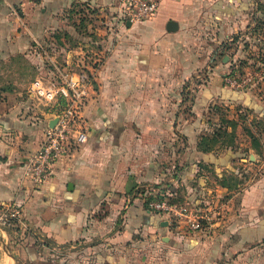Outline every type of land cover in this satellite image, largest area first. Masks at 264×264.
Listing matches in <instances>:
<instances>
[{
	"label": "crops",
	"instance_id": "crops-1",
	"mask_svg": "<svg viewBox=\"0 0 264 264\" xmlns=\"http://www.w3.org/2000/svg\"><path fill=\"white\" fill-rule=\"evenodd\" d=\"M114 1L0 0V63L39 61L34 47L50 44L45 38L49 31L66 27L63 13L74 3L101 6ZM243 2L164 0L154 19L123 23L132 38L123 42L130 70L108 73L122 76V81L110 82L100 95L89 90L87 142L57 162L41 184L33 182L25 164L59 109L29 92L22 97L20 89L0 90L8 96L0 100V207L19 205L22 211V221L0 233V264H221L212 255L220 258L228 251L264 246V175L248 183L250 190L240 201L220 202L229 194L225 170L231 171L236 160L243 163L246 154L199 150V134L208 129L199 117L191 120L180 113L179 71L172 66L183 58L180 47L189 22L201 19L202 26L212 30L239 16ZM170 20L179 23L177 32L167 31ZM214 95L206 92L201 104L207 105ZM254 96L240 93L233 100L264 117V106ZM182 139L190 145L181 148ZM249 159L264 168L261 153L251 149ZM168 162L181 166L179 178L170 173ZM213 176L218 177L214 189L209 185ZM180 180L187 192L216 191L220 196L215 204L222 215L208 234L181 230L169 217L142 205L147 189L168 187V181L174 192ZM226 210L231 213L224 214ZM163 221L169 225L161 226ZM196 252L202 257L194 256Z\"/></svg>",
	"mask_w": 264,
	"mask_h": 264
},
{
	"label": "rangeland",
	"instance_id": "rangeland-1",
	"mask_svg": "<svg viewBox=\"0 0 264 264\" xmlns=\"http://www.w3.org/2000/svg\"><path fill=\"white\" fill-rule=\"evenodd\" d=\"M242 1H245L243 3L246 6L239 16L234 15L231 19L224 20L212 30L204 28L201 19L189 22L184 29L185 40L180 47L183 58L179 62H173L172 66L178 67L179 71L180 113L191 120L199 117L208 129L199 134L198 144L208 138L213 149L221 152L231 149L234 152L242 151L246 154L245 161L242 163L236 160L231 171L225 170L226 176L223 178H229V194L221 197L222 199L216 191L207 195L197 191L187 192V185L180 180L171 199L178 204L203 207L207 203L218 202V198L221 203L229 200L238 202L250 190L248 183L251 180L258 181L264 175V168L260 170L259 166L250 164L252 162L249 159L251 149L264 157V117L251 111L243 102L233 100L240 93H254L256 101L264 106V0ZM119 7L120 0L101 6L89 2L74 3L63 13L66 27L49 31L45 38L50 40V44L34 47L39 61L24 59L14 63H0V70L3 71L0 90L20 89L24 97L30 83L38 78L60 81L58 71L64 74L85 73L89 77L91 89H95L99 95V91L107 88L110 82L121 83L122 76H108L113 71L130 70V63L123 57V42L132 38L122 27ZM223 90L227 92L219 97L217 94ZM206 92L214 93L215 97L204 106L201 102ZM5 96L8 97L0 94V100ZM179 145L185 148L190 142L182 139ZM199 150L202 151L200 148ZM167 165L170 166L173 177L178 175L179 178L181 166L177 162H173V165L168 162ZM201 172L203 173L201 170L199 174ZM217 178L213 176V182L209 184L212 189L216 186L214 181H218ZM167 183L169 186L166 184L168 187L164 189L173 188L170 187L171 182ZM191 185L198 188L195 182ZM225 213L229 214L231 211L226 210ZM170 220L176 224L174 219ZM176 226L178 227L177 224ZM207 231L194 234H208ZM11 246L14 252V244ZM249 250L252 251L248 252ZM249 250L228 251L223 257L220 255V258L212 255V259L221 261V264H264V246H255ZM202 254L196 252L194 256L202 257Z\"/></svg>",
	"mask_w": 264,
	"mask_h": 264
},
{
	"label": "built area",
	"instance_id": "built-area-1",
	"mask_svg": "<svg viewBox=\"0 0 264 264\" xmlns=\"http://www.w3.org/2000/svg\"><path fill=\"white\" fill-rule=\"evenodd\" d=\"M164 0H120V18L123 23L152 20L159 12ZM60 74V81L37 79L29 87L32 98L43 99L58 107L55 114L56 125L44 132V138L37 152L32 154L26 164V172L35 184H41L52 167L72 155L88 140V129L84 123L91 84L85 73ZM151 189V188H150ZM147 189L141 203L149 212L174 219L181 230L201 233L213 228L221 216L220 207L207 203L203 207L188 203L173 202V192L169 189ZM22 221L19 205L0 207V233Z\"/></svg>",
	"mask_w": 264,
	"mask_h": 264
},
{
	"label": "water",
	"instance_id": "water-1",
	"mask_svg": "<svg viewBox=\"0 0 264 264\" xmlns=\"http://www.w3.org/2000/svg\"><path fill=\"white\" fill-rule=\"evenodd\" d=\"M131 25V22H128V26ZM166 29L168 32L170 33H173V32H177L179 30V23L177 21H174V20H170L168 23H167V26H166ZM57 123V120H53L51 123H50V127L53 128ZM169 225V222L168 221H163L161 223V226L163 227H167Z\"/></svg>",
	"mask_w": 264,
	"mask_h": 264
},
{
	"label": "trees",
	"instance_id": "trees-1",
	"mask_svg": "<svg viewBox=\"0 0 264 264\" xmlns=\"http://www.w3.org/2000/svg\"><path fill=\"white\" fill-rule=\"evenodd\" d=\"M212 140L214 141V139H212ZM212 147L213 146H210L208 138L203 139V141L200 142V144H199V148L202 150V152H209V151L213 150ZM164 188L165 187H153V188L149 189L148 192L149 193H153L154 189H156V190H160V189L165 190ZM171 190H173V189H171Z\"/></svg>",
	"mask_w": 264,
	"mask_h": 264
}]
</instances>
